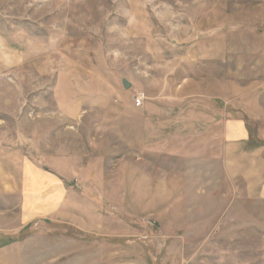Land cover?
Wrapping results in <instances>:
<instances>
[{
	"label": "rangeland",
	"instance_id": "obj_1",
	"mask_svg": "<svg viewBox=\"0 0 264 264\" xmlns=\"http://www.w3.org/2000/svg\"><path fill=\"white\" fill-rule=\"evenodd\" d=\"M15 41L24 60L0 49L5 162L15 152L39 161L66 141L73 151L89 137L82 125L108 139L100 128L113 122L107 109H133L138 92L179 115L264 82V0H0V44ZM60 98L93 111L67 120ZM163 166L169 176L146 194L132 165L130 195L119 198L131 210V232L99 236L49 219L22 227L14 173L0 193V244L27 239L24 264H264L263 199L249 197L220 164L210 172L172 160ZM114 198L99 200L118 222Z\"/></svg>",
	"mask_w": 264,
	"mask_h": 264
},
{
	"label": "crops",
	"instance_id": "obj_2",
	"mask_svg": "<svg viewBox=\"0 0 264 264\" xmlns=\"http://www.w3.org/2000/svg\"><path fill=\"white\" fill-rule=\"evenodd\" d=\"M1 43L0 49L7 48L9 59H25L18 41ZM60 99L67 120H77L81 111H93L86 107L79 111V104L70 107ZM134 106L107 109L114 119L100 127L107 130L106 140L101 141L99 127L78 126L86 128L89 137L83 146L75 143L73 151L66 141L57 153H45L39 161L15 152V159L5 162L0 146V193L5 186L12 188L14 173L21 175L22 227L49 219L85 235L116 230L129 234L131 225L126 218L131 210L119 198L130 195L131 186L125 180L132 177V165L143 174V193L149 194L158 179L169 176L171 170L163 166L168 160L190 163L204 172L220 164L225 177L245 182L249 197L264 200V82L244 87L234 99L208 110L196 107L188 113L168 115L164 108L153 106L149 97L143 105L146 113ZM109 163L115 166L109 168ZM100 197L119 201L115 204L121 211L118 222L117 214L105 205L107 199L101 203ZM27 244V239L0 244V264H24L30 258Z\"/></svg>",
	"mask_w": 264,
	"mask_h": 264
},
{
	"label": "built area",
	"instance_id": "obj_3",
	"mask_svg": "<svg viewBox=\"0 0 264 264\" xmlns=\"http://www.w3.org/2000/svg\"><path fill=\"white\" fill-rule=\"evenodd\" d=\"M148 98V95L143 91V92H138L135 96H134V103L137 107H142L146 101V99ZM78 180L76 179V182Z\"/></svg>",
	"mask_w": 264,
	"mask_h": 264
},
{
	"label": "water",
	"instance_id": "obj_4",
	"mask_svg": "<svg viewBox=\"0 0 264 264\" xmlns=\"http://www.w3.org/2000/svg\"><path fill=\"white\" fill-rule=\"evenodd\" d=\"M123 84L126 88L130 87L131 86V83L127 80V79H124L123 80Z\"/></svg>",
	"mask_w": 264,
	"mask_h": 264
},
{
	"label": "trees",
	"instance_id": "obj_5",
	"mask_svg": "<svg viewBox=\"0 0 264 264\" xmlns=\"http://www.w3.org/2000/svg\"><path fill=\"white\" fill-rule=\"evenodd\" d=\"M14 240H16V239H14V238H11V239H9V241H8V242H6V244H7V243H9V242H12V241H14Z\"/></svg>",
	"mask_w": 264,
	"mask_h": 264
}]
</instances>
